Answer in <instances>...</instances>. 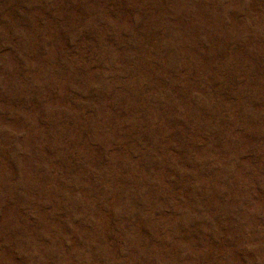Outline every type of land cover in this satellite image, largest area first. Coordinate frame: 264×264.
<instances>
[{
  "label": "rangeland",
  "instance_id": "rangeland-1",
  "mask_svg": "<svg viewBox=\"0 0 264 264\" xmlns=\"http://www.w3.org/2000/svg\"><path fill=\"white\" fill-rule=\"evenodd\" d=\"M0 264H264V0H0Z\"/></svg>",
  "mask_w": 264,
  "mask_h": 264
}]
</instances>
